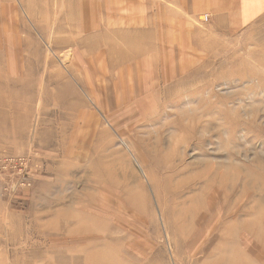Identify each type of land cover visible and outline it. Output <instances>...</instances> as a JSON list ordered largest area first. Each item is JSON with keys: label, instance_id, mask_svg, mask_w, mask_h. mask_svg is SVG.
<instances>
[{"label": "rangeland", "instance_id": "1", "mask_svg": "<svg viewBox=\"0 0 264 264\" xmlns=\"http://www.w3.org/2000/svg\"><path fill=\"white\" fill-rule=\"evenodd\" d=\"M79 6L0 0V264H264V9L160 40Z\"/></svg>", "mask_w": 264, "mask_h": 264}, {"label": "crops", "instance_id": "2", "mask_svg": "<svg viewBox=\"0 0 264 264\" xmlns=\"http://www.w3.org/2000/svg\"><path fill=\"white\" fill-rule=\"evenodd\" d=\"M88 2L80 0L79 10L74 13L76 23L123 25L126 29L124 33L118 31L120 29L116 27L111 28V32L106 27L102 30L117 33V36L126 34L124 38L129 36L134 38L139 33L149 36L152 33L150 38L160 40L188 39L189 36L186 34L189 29L186 24H192L193 20L195 22L202 20L204 14H209L211 23L218 25L231 22L232 15L248 18L255 14L256 10L264 9V0H93L91 4ZM90 6L93 8L92 13L89 11ZM141 23L145 24L144 27H138Z\"/></svg>", "mask_w": 264, "mask_h": 264}, {"label": "bare ground", "instance_id": "3", "mask_svg": "<svg viewBox=\"0 0 264 264\" xmlns=\"http://www.w3.org/2000/svg\"><path fill=\"white\" fill-rule=\"evenodd\" d=\"M146 28V27H145ZM144 28V29H145ZM122 30H120V32H121ZM137 31V30H136ZM143 31V30H142ZM127 32V31H126ZM133 32V31H132ZM139 32H140V30H139ZM138 32V33H139ZM116 33V32H115ZM122 33V32H121ZM123 33H124V30H123ZM127 33H129V32H127ZM131 33V32H130ZM136 33V32H135ZM117 34V33H116ZM132 34V33H131ZM103 35H104V33H103ZM122 35V34H121ZM129 35V34H128ZM139 35H140V33H139ZM143 35V34H142ZM145 35V34H144ZM147 36V35H146ZM149 36H151V35H149ZM105 37V36H104ZM109 37V36H108ZM106 38V37H105ZM121 38H122V36H121ZM124 38V37H123ZM121 40V39H120ZM128 40V39H127ZM132 40V39H131ZM134 40V39H133ZM130 42V41H129ZM135 42V41H134ZM137 42V41H136ZM134 44V43H133ZM137 44V43H136ZM139 45H141L140 44V42L138 43ZM138 44H137V46H138ZM144 44V43H143ZM150 44H152V43H150ZM128 45H130V43L128 44ZM144 45H146V42H145V44ZM127 46V45H126ZM131 46H132V43H131ZM146 46H148V45H146ZM153 46V45H152ZM156 46V45H155ZM154 46V47H155ZM133 47V46H132ZM110 48V47H109ZM149 48H151L150 46H149ZM153 48V47H152ZM93 49V48H92ZM137 49V48H136ZM154 49V48H153ZM152 49V50H153ZM131 50V49H130ZM108 51V50H107ZM134 51V50H133ZM136 51V50H135ZM134 51V52H135ZM108 53V52H107ZM140 53H141V51H140ZM143 53V52H142ZM139 54H137V56H138ZM129 56V55H128ZM127 55H126V57H128ZM136 56V55H135ZM135 56L133 57V58H135ZM136 56V57H137ZM125 57V58H126ZM131 57V56H130ZM127 59V58H126ZM138 60V59H137ZM123 61V60H122ZM112 62V61H111ZM110 64V63H109ZM117 64V63H116ZM133 64V63H132ZM111 65V64H110ZM114 66H115V64H113ZM136 66H137V64H136ZM138 71V70H137ZM138 73V72H137ZM1 74V73H0ZM1 77V76H0ZM0 82H1V80H0ZM141 84H143V83H140V87H141ZM144 85H145V83H144ZM116 86H118V87H123V83H117L116 84ZM138 88V87H137ZM58 89V88H57ZM63 89H65V88H63ZM72 89V85H68V96L70 95V96H72V97H74V96H76V102H78V101H80V100H82L81 99V95L79 96L78 94H77V91H74L73 89ZM148 88H142L141 89V92H145L146 90H147ZM143 90V91H142ZM53 91V90H52ZM59 91V90H58ZM66 91V90H65ZM102 91H103V94H104V97L105 98H108L109 100H110V105H113V104H116V106H118L119 104H121V98L120 97H118V95H116V93L115 92H113L108 86H103L102 87ZM61 93V92H60ZM59 93V94H60ZM46 94H47V92H46ZM56 95V94H55ZM65 95V94H64ZM123 95H126V92H124V94ZM63 96V95H62ZM66 96V95H65ZM122 96V95H121ZM127 96H128V93H127ZM51 97H53V96H51ZM84 97V96H83ZM166 97V96H165ZM57 98V97H56ZM62 98V97H61ZM66 98V97H65ZM64 98V99H65ZM126 98V97H125ZM124 98V99H125ZM63 99V98H62ZM71 99V98H70ZM73 99V98H72ZM66 100V99H65ZM74 100V99H73ZM68 101V100H67ZM93 101V100H92ZM53 102V101H52ZM59 102V101H58ZM57 102V103H58ZM85 102V101H84ZM60 103H61V101H60ZM62 103H63V101H62ZM80 103H81V101H80ZM65 104H67V103H65ZM98 104L101 106V104H102V101H99L98 100ZM162 106V105H161ZM62 107V106H61ZM126 107V106H125ZM102 108H104V104H103V107ZM68 110V109H67ZM133 111V108H132V106H130V105H128V108H126L125 109V111H124V113H127V114H130L131 112ZM82 112V111H81ZM145 112V111H144ZM155 115V114H154ZM120 116H123V118H125L126 116L125 115H123V113H121L120 115H118V116H116V117H120ZM158 116V115H157ZM112 117H114V115L112 116ZM111 117V118H112ZM116 117H114V118H116ZM116 119H120V118H116ZM127 119H129V116L127 117ZM118 120H114V121H118ZM147 120H148V118H147ZM79 121V120H78ZM119 122V121H118ZM75 125V124H74ZM74 127V126H73ZM75 132V131H74ZM74 134V133H73ZM124 143V145L131 151V145H133L132 144V142L131 141H124L123 142ZM67 154H68V152H69V149L67 148L66 149V151H65ZM208 174V173H207ZM210 175V174H209ZM209 178V177H208ZM200 180H202V179H200ZM205 180V179H204ZM207 180V179H206ZM205 180V181H206ZM208 186V184H206V186L205 187H207ZM221 186V185H220ZM205 187H203L204 189H206ZM209 187V186H208ZM211 189V188H210ZM202 191V190H201ZM202 192H204V191H202ZM198 196V195H197ZM202 196V195H201ZM197 198V197H196ZM192 200V199H191ZM235 203H236V201H235ZM193 204V203H192ZM233 205H234V203H233ZM228 207V206H227ZM226 208V207H225ZM204 210H206V209H204ZM239 210V209H238ZM207 211V210H206ZM205 211V212H206ZM226 211V210H225ZM230 211V210H229ZM209 211H207V213H208ZM238 212H240V210L238 211ZM230 213V212H229ZM260 214V213H259ZM233 216V215H232ZM66 219V218H65ZM240 219V218H239ZM238 221V220H237ZM67 223H66V227H65V230L64 231H66V232H64L65 233V235L64 236H62V237H60L59 238V240L58 241H62L63 243H65V244H67L68 243V246H78V247H86V248H88V246H90L91 247V245H94V246H98L100 243H101V239L102 238H99V236H96V235H93V234H90V233H84V232H82V231H84V229L86 228L85 226H84V229H83V227H81V224H79L80 226H71L70 224H69V221H66ZM236 222V221H235ZM239 222V221H238ZM242 223H243V220H242ZM245 223V222H244ZM247 223V222H246ZM239 224V223H238ZM239 225H241V224H239ZM243 225V224H242ZM64 226V225H63ZM220 227V226H219ZM229 227V226H228ZM227 227V228H228ZM245 227H247V225H245ZM255 227V226H254ZM253 227V228H254ZM243 228V227H242ZM248 228H250V227H247V229ZM61 229V228H60ZM64 228H62V230H63ZM88 229H89V227H88ZM88 229H86V230H88ZM238 229V228H237ZM241 229V228H240ZM59 230V229H58ZM73 231H75V233L73 232ZM61 231H59V233H60ZM86 232V231H85ZM90 232V231H89ZM55 233V232H54ZM53 233V234H54ZM68 233V234H67ZM58 235V234H57ZM102 237V236H101ZM237 237V236H236ZM235 237V238H236ZM105 238V237H104ZM234 238V239H235ZM220 240V239H219ZM221 241V240H220ZM235 242H237V241H235ZM238 243V242H237ZM236 243V244H237ZM91 244V245H90ZM235 244V245H236ZM89 247V248H90ZM92 248V247H91ZM97 248V247H96ZM96 248H94V249H96ZM188 256V255H187ZM237 257V256H236ZM237 258H239V255H238V257ZM243 259H244V257H243ZM241 262V261H240Z\"/></svg>", "mask_w": 264, "mask_h": 264}, {"label": "built area", "instance_id": "4", "mask_svg": "<svg viewBox=\"0 0 264 264\" xmlns=\"http://www.w3.org/2000/svg\"><path fill=\"white\" fill-rule=\"evenodd\" d=\"M209 17H210L209 14H205V15L203 16V20H204V21H208V20H209Z\"/></svg>", "mask_w": 264, "mask_h": 264}]
</instances>
